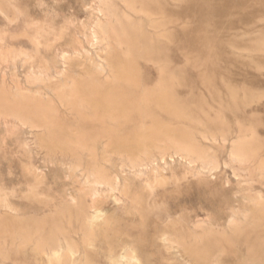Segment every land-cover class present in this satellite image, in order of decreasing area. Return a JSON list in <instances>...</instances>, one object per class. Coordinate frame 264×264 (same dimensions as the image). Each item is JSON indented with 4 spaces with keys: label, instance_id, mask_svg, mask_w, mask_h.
Instances as JSON below:
<instances>
[{
    "label": "rangeland",
    "instance_id": "obj_1",
    "mask_svg": "<svg viewBox=\"0 0 264 264\" xmlns=\"http://www.w3.org/2000/svg\"><path fill=\"white\" fill-rule=\"evenodd\" d=\"M101 1L11 0L12 10L20 15V22L8 26H5L6 21L0 14V26L7 33L0 41V54L9 57L7 61L0 60V80L5 76L8 84L12 80L18 82L22 91L32 89L53 102L56 107L55 138L61 143L72 137L64 132L65 127L72 130L82 126L96 136L101 135L104 128L99 122L89 119L90 109L77 115L57 95L62 83L65 85L75 78H87L88 74H93L95 83L101 86V94H106L104 89L110 86L108 81L113 75L106 65V47L91 45L94 22L98 18L104 19L97 9ZM111 1L120 14L127 13L140 21L138 10L142 9V5L139 4L137 12H134L119 0ZM173 5L158 11L159 17L173 20L168 27L172 34L171 42L167 40L168 51L155 62L136 54L135 73L140 81L138 92L129 86H124L122 91L117 84L111 87L116 93L122 92L123 102L120 104L123 108L138 106L144 92L152 97L163 82L173 87L179 99L192 105L193 116L204 122L201 127L191 123V137L204 145L207 154L217 161L216 169L205 170L200 162L189 163L177 155L167 157L171 167L162 172L168 184L160 186L154 183L149 170L146 175L137 177L130 167L122 168L116 156L111 163L104 161L107 146L116 145L111 138L134 134L138 126L152 121L149 117L160 119L165 124L172 122L177 125L181 121L182 127L189 125L161 111L154 102H149L148 118H142L141 114L129 108V112H133L131 120L123 122L118 119L115 126L117 136L105 135V139L97 141V163L102 165L107 176L119 183L120 190L111 192L104 187L93 199L90 195L81 194V190L87 187L86 176L92 169L87 150L80 151L81 167L75 172L70 171L73 162L70 154L49 151L41 146L40 138H46V128L31 129L20 123L16 128L13 126L16 120L10 117L0 120V204H3L0 210L5 213L10 211L7 206L11 207L14 210L11 211L12 216L14 212L19 213L28 226H33L44 216L49 217L51 213L52 216L57 213L62 219L68 218L62 226L73 229L72 236L81 245L82 253L85 246L81 242V225L76 220L78 207L82 206L87 211L92 206L91 212L102 211L111 224L101 218L94 219L91 255L96 264H112L113 256L130 245L138 250L139 264H190L185 261L190 257L183 258L180 249L166 242L165 237H184L187 241L192 236L201 237L206 231L194 225L197 222L201 224V221L219 226L218 231L221 232L233 217L246 220L251 226L249 221L258 216L257 204L264 202V0H213L205 12L199 0H179ZM145 6L154 11L152 5ZM33 38L41 42L39 48ZM109 45L115 49L125 47L117 40H112ZM81 49L86 56L84 59L74 54ZM25 54L32 59L26 60ZM13 55L16 57L15 70L11 67ZM62 55H70L72 59L64 64ZM119 56L122 57L121 54ZM90 58L104 66L105 72L97 71L88 60ZM165 61H168V68L163 70L160 64H165ZM48 70L53 73L64 70L65 73L63 77L53 76L51 79L55 80L50 79L46 86L31 87L26 81L27 74ZM249 129H252V134ZM215 130L231 133L224 142L223 135L214 134ZM244 134L254 137L256 143L263 146L256 151L255 157L250 158L251 161L241 164L233 161L230 154L232 145ZM76 142L71 139L72 146ZM126 183L132 196H142L143 201L127 200L124 203L122 191ZM65 203L71 209L75 205L73 212ZM67 208L71 210L70 214ZM234 212L237 213L234 215ZM114 229L119 232L116 234ZM227 232L231 239L233 232ZM25 237L2 239L1 245L5 246L7 255L0 258V264H53L46 258L37 259L33 251L23 248ZM218 238L210 234L204 239L198 249H203L201 255L204 259L196 264H207V260L218 264H252L248 261L250 255L255 253L259 258L264 255L263 226L248 228L242 235L235 236L234 242H218Z\"/></svg>",
    "mask_w": 264,
    "mask_h": 264
},
{
    "label": "bare ground",
    "instance_id": "obj_2",
    "mask_svg": "<svg viewBox=\"0 0 264 264\" xmlns=\"http://www.w3.org/2000/svg\"><path fill=\"white\" fill-rule=\"evenodd\" d=\"M119 1L125 4L126 8L134 12L135 11L137 12L139 4L142 5V9L140 7L141 10L140 9L138 10L140 12V13L138 12L140 14V15L138 14V17H140L139 19L140 21H137L138 19H135V16H133L134 18H132L127 13L120 14L117 11L115 5L113 4L114 2H112L111 0H102L97 7L98 13L104 16V19L102 21L101 18H98L94 22V26L92 27L91 30L92 33L91 45L92 43L96 45H102L105 46L107 50L106 65L111 69L110 71L113 76L111 75L112 76L111 80L108 81L110 86H107V88L104 89L106 90V94L104 93L101 94L103 90L101 86L95 83L96 80L94 79L93 74H88L87 78L79 77L72 79L71 81L68 82L65 81L66 84L64 85L62 83L60 85V89L58 88L60 92L56 91L57 95L61 98V101L67 104L68 109L76 112L77 115H81L82 113L81 111L83 110L90 109V113L88 114L89 119L95 123L99 122L104 127L102 129L101 135L96 136L93 132L88 133L87 131L84 130L82 126L75 127L72 130L69 128L67 129L65 127L64 132L67 133V136L71 135L72 137L66 138V140L63 143L59 142L57 138H55L56 131L54 130V128L56 122L54 121V119L56 118V110H55L56 107L52 105L53 102L48 99L46 100L40 92L38 93L37 91H34L32 89H28V90L26 89L27 92L22 91L21 86L19 88L18 82L12 80V83L8 84L5 76H3L2 79L0 80V120L10 117L16 120L17 123L13 125L16 128L19 126V123L22 125H27L31 129L46 128L47 136L46 138L44 137L40 138L41 146L47 147L49 151L51 150L60 151V152L62 151L70 154L73 160L72 164L69 167L70 171L75 172L81 167L80 151L81 150L88 151L87 157L91 160L90 165L92 169L89 170L88 175L86 176L87 187L81 190V194H83L84 196L90 195L93 199L98 197V194L100 193L101 189L104 187L109 189L111 192H113L114 190H120L119 183L111 179L110 176H107L104 170L102 169L103 168L102 165L100 166L97 163L98 155L96 154V149H97L96 144L97 141H102L103 139H105V135H116L117 130L115 129V126L118 124L117 122L118 119H122L123 122H130L133 112H129L128 109L133 107L132 106L125 108L122 107L120 103L123 102L122 100L123 95L121 94L122 92L120 91L123 90L122 88H124V86L132 87L133 89H135V91H137L140 86L139 85L140 81L138 80L135 73L137 66V65L135 66L136 54L149 59L150 62L151 61L155 62L158 59V57H160L161 55L165 54L168 51L167 48L169 44L167 45V40H169L168 42L170 43L171 42L170 39L172 37V34H170L169 32L170 30L168 29V27L169 24L173 23V20H166L163 17H159V12L164 10L163 7L165 6H169V7L174 6L173 4H175L179 0H119ZM212 1L213 0H199V2L202 4V10L204 12L205 10H207V5L212 3ZM145 4L152 5L154 7V11L152 9L147 8ZM156 5L160 9H157L158 7H156ZM0 14L2 18L6 21L7 25L5 26H8V24L11 23L20 22V15L14 12V10H12L11 0H0ZM25 21L27 20L25 19ZM6 34H7L6 31L0 26V41L3 40ZM112 40H117V43L119 45H123L125 47L123 49H115L114 47H111L109 44L110 42H112ZM33 41L35 45L39 48L41 42L35 38H33ZM82 52L83 49L75 51L74 54L77 55L78 57H83L84 59L86 58V56H84ZM120 54L122 55V57L119 56ZM8 58H9L8 56L0 54V60H2L3 62L7 61ZM12 58H14V60L11 64V67L15 70L16 69L15 55H13ZM25 58L26 60L32 59V57L27 55L25 56ZM71 59L72 57H70V55L69 57L62 55V60L64 64L66 63V61L68 60L70 61ZM88 60L92 63L93 67L97 71H99L100 73L105 72V67L101 66V64L98 65L93 58H90ZM162 60L163 59H160V61ZM167 65H168V61H165V64L164 63L163 65L160 64V67L164 70V68H168L166 67ZM63 71H56L53 73L48 70L46 72L29 73L27 74L26 81L29 83L31 87L33 85L39 87L46 86L47 82L53 76L57 75L58 77L59 76L63 77V73H65ZM160 73H162V71ZM115 84H117L120 88V91L118 93H116L114 91V88L111 87L114 86ZM56 92L54 91V93ZM150 97H148L144 92L140 100L141 103L139 105L137 104L138 106L133 108L134 113L141 114L142 118L143 117L148 118L149 117L148 103L154 102L156 104V107L161 111H166L171 116L177 117L180 120H182V122H188L189 125L188 126L186 125L187 127L186 126L182 127L180 125L181 121L177 125L176 123H172V122L171 124H165L164 122L161 123L160 119L149 117L150 119H152V121L149 124L144 123L143 125L138 126L135 129V131L133 130L134 134L125 137L116 135L117 136L116 138H111V141L112 139L115 140L116 145L107 146L104 161L111 163L114 156H116L118 157V161L120 162L122 168L130 167L131 169L134 170L133 173L137 177H142L146 175L147 171L149 170L148 173L153 175L154 183L160 186H165L166 184H168V181L162 172V170L171 167V165L167 161V157L172 158L175 155H177L182 158H185L189 163L193 161L195 163H197V161L200 162L201 167L204 168L205 170L216 169L218 167L217 161L212 159L213 157L211 155L207 154L204 145L195 142L191 137L193 131V130L191 131V123H193L196 127L198 126L201 127V125L202 126L204 125L202 119H198L193 116V113L191 111L192 105L191 104L187 105L183 100L179 99L176 96V92L174 91V88L168 86L166 82L160 84L159 90L151 98ZM253 98L255 97H252V99ZM239 102L242 101L239 100ZM238 123L240 122L238 121ZM230 133L231 131H225V130L214 131V134L223 135L222 139L224 142L227 141V136ZM249 133L251 134L253 133L252 129H249ZM71 139L77 141L75 146L71 145ZM214 140L216 141V139ZM232 146L233 148L230 156L233 157V161L241 164H245L248 163V161H251L250 158L256 156L255 155L256 151L261 149L263 145L257 144L256 139L254 137L244 134L241 137H239V139ZM128 189H129V184L126 183L122 191L124 203L127 200L134 202L143 201L142 196L140 198L137 196L134 197L132 196V194ZM66 204L67 203H65V206ZM257 205L259 208L258 216L256 219H251V221H249L251 222V226L247 225L246 220L241 221L240 219L233 217L229 220L226 229L223 232H221L218 231L219 226L217 227L210 222L201 221V224H198L200 222H197L194 225L196 228H201L206 231V234H203V236L201 237L192 236L190 241H187L186 238L184 237H176V238L165 237L164 240L166 242H169L171 245H175V247L178 250L180 249L179 253H181L183 258L185 256L190 257L189 259H185L186 263L196 264L204 259V256L201 255L203 249L201 250L198 249L200 248L199 246H201V243L204 241V239L206 240V238L210 234L217 235L219 237L217 239L218 242L221 240L234 242V237L238 235H242L248 228L262 227V226L264 227V202H259ZM65 206L63 208H65ZM72 206L75 207V205ZM66 207H69V205ZM81 207H78V210L76 208L77 213H79L77 214L78 216L76 217V220L81 225L79 226L80 231L82 233L81 242L82 245L85 246V252L83 253L81 251V245L72 236V234L74 233L73 229L71 227L70 228L68 227L69 229H67L62 226V224L66 222L68 218L62 219V217H59L57 213L55 214V216H52L51 213V215H48L49 217L44 216V218L40 219V221H37L33 226H28L25 223L24 217L20 216L19 213L14 212L13 213L14 215L12 216V212L14 210L11 209V207L7 206V208L10 211L5 213H3L0 210V258H4L7 255V252L4 250L5 246L1 245L2 239L6 240V238L8 237L15 238L16 236L22 235L24 237L27 236L24 239L25 243L23 248H28L29 250L33 251L37 259L39 260H44V258H46L48 261H50L53 264H96L93 259V256L91 255L94 219H99V218L104 219L108 225L111 224V221L107 220L102 214V211L100 210H94L93 212H91L90 209H93L92 206H90V209H87V211L86 209L83 210V208ZM1 208H3V204H0V209ZM69 208L71 209V207ZM71 210H68L69 214H70L69 211ZM64 211L66 212V210ZM71 212H73V210ZM236 213L237 212H234V215ZM243 213H246V211H244ZM71 220L72 219H69V221ZM88 224H91L92 226L90 225L87 226ZM227 231L233 232L232 234L234 235L231 239H229L230 233H228ZM114 232L117 234L119 231L117 229L116 230L114 229ZM189 247H191V250L189 249ZM260 247L261 246L259 245L258 248ZM248 261L250 263L253 262L252 264H264V255L259 258L254 253L248 257ZM139 263H140V258L138 256V250L133 245H130V247H127L124 251L122 250L120 253L115 254L112 258V264H139ZM207 264H218V263L207 260Z\"/></svg>",
    "mask_w": 264,
    "mask_h": 264
}]
</instances>
